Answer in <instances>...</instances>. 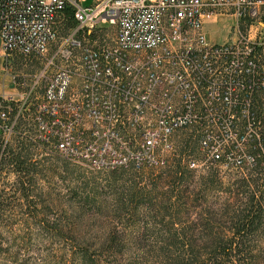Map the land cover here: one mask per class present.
Returning a JSON list of instances; mask_svg holds the SVG:
<instances>
[{
    "label": "built area",
    "instance_id": "2783aa9c",
    "mask_svg": "<svg viewBox=\"0 0 264 264\" xmlns=\"http://www.w3.org/2000/svg\"><path fill=\"white\" fill-rule=\"evenodd\" d=\"M84 1L0 0V165L26 110L28 143L93 170L163 166L182 129L191 170L264 165V0ZM221 14L235 39L211 43ZM105 27L111 44L87 41Z\"/></svg>",
    "mask_w": 264,
    "mask_h": 264
},
{
    "label": "rangeland",
    "instance_id": "374dc122",
    "mask_svg": "<svg viewBox=\"0 0 264 264\" xmlns=\"http://www.w3.org/2000/svg\"><path fill=\"white\" fill-rule=\"evenodd\" d=\"M204 30L211 43L232 41L235 18L205 17ZM113 37L114 28L105 27L86 39L107 45ZM260 60L264 65V47ZM259 97L264 110V92ZM24 117L0 165V264H163V248L185 263L207 264L210 232L231 234L222 209L239 185L260 190L261 224L241 235L236 264H264V165L191 170L186 161L200 156L197 138L182 129L171 136L163 166L93 170L28 143L31 111Z\"/></svg>",
    "mask_w": 264,
    "mask_h": 264
},
{
    "label": "trees",
    "instance_id": "16d2710c",
    "mask_svg": "<svg viewBox=\"0 0 264 264\" xmlns=\"http://www.w3.org/2000/svg\"><path fill=\"white\" fill-rule=\"evenodd\" d=\"M65 11V23L67 26H71L73 24L71 11L69 8ZM262 180L263 182L261 186L264 187V178ZM244 181L245 180L243 178L241 182ZM250 181L254 182V184L256 182V180L252 178H250ZM256 185L257 187L260 186L258 184ZM241 186L242 185H239L238 187ZM238 187L235 188V191L231 192L229 195L230 201H225L222 209L223 214H227L229 216L232 224L231 234L223 235L218 232H210L209 247L203 249L207 255V264H236L237 261H240V255L243 253V250L240 248L241 235L244 231L250 230V228L251 232H255L260 227L261 213L260 208L258 207L260 199L258 194L260 193V190L255 188L246 192ZM171 205L174 207L176 203H172ZM174 230L175 233H172L173 235L170 237L172 243L173 239H176L175 236L177 235V229L174 228L173 231ZM169 231H172V228L169 229ZM178 252L179 251H175L176 254ZM170 253L171 252L166 251L164 248L159 251L158 255L163 257V264L195 263L194 260L185 263L180 256H172Z\"/></svg>",
    "mask_w": 264,
    "mask_h": 264
}]
</instances>
